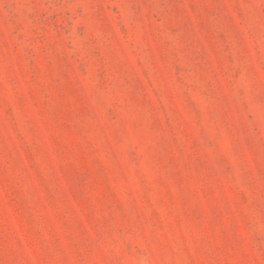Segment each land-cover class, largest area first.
Returning <instances> with one entry per match:
<instances>
[{
	"label": "rangeland",
	"instance_id": "374dc122",
	"mask_svg": "<svg viewBox=\"0 0 264 264\" xmlns=\"http://www.w3.org/2000/svg\"><path fill=\"white\" fill-rule=\"evenodd\" d=\"M0 264H264V0H0Z\"/></svg>",
	"mask_w": 264,
	"mask_h": 264
}]
</instances>
